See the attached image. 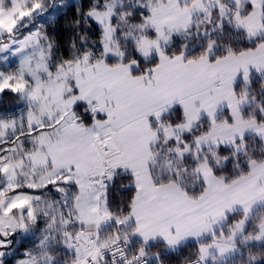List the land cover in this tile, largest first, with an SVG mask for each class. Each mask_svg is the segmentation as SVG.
Wrapping results in <instances>:
<instances>
[{"label": "snow or ice", "instance_id": "6c2138e0", "mask_svg": "<svg viewBox=\"0 0 264 264\" xmlns=\"http://www.w3.org/2000/svg\"><path fill=\"white\" fill-rule=\"evenodd\" d=\"M233 4L235 11L223 0H215V22L212 9L202 0H165L160 8L147 6V11L139 14V32L121 34L125 41H132L133 59L125 63L126 55L113 39L116 28L111 27L97 41L101 48L98 58L85 52L75 60L56 64L53 70L48 63L52 44L47 53L41 47L35 64L33 56L24 55L28 48L47 39L25 23L35 18L43 0H2L0 53L20 59L14 71L0 70V99L15 96L26 100L27 107L18 118H3L0 109V248L41 219L45 225L36 246L43 251L33 254L25 248L14 264H37L38 260L43 264L45 257L46 264H53L55 257L47 251L49 231L53 243L74 251L72 264H99L104 259L103 249L113 250L110 264H118L117 254L122 264H148L146 246L157 240L173 252L182 243L195 241L194 264H207L211 249L216 253L211 257L214 264L227 253L238 251L239 243L246 247L264 245V216L253 221L251 215L253 207L264 202V160L249 158L247 170L241 169L231 179L215 173L220 159L244 152L246 129L264 139V106H257L259 121L252 113L242 117L237 105L247 102L248 93L244 91L237 98L234 89L240 70L246 88L251 86L249 66L257 73L264 72V37L257 39L258 33L264 32V22L252 11L257 0H248L244 16L240 0H233ZM133 7L145 9L146 4L137 0ZM195 11L204 12V18L194 21ZM226 23L242 31L252 46L236 50L224 45L223 54L217 55L219 45L213 33L223 34ZM22 28L26 30L22 32ZM193 28L205 37L198 55H186L187 44L172 55L162 47V43L172 46L177 37L190 35ZM150 57L155 63L133 75ZM184 75L194 78L186 86L188 90L174 84V77ZM70 76L73 84L68 83ZM197 100L198 105L194 103ZM174 102L180 105L183 120L162 123L165 105ZM222 102L227 103L228 113L218 122L214 112ZM81 109L87 112L86 117L79 115ZM201 111L207 114L209 125L193 136L191 126ZM150 117L156 121L155 128ZM173 128L188 132L187 140L176 136L178 143H173ZM161 136L169 145L166 154L175 152V164L166 158L167 180L155 183L149 164L156 163L159 153L152 147ZM209 142L229 145L233 151L217 158L213 165L208 155L199 151ZM189 153L195 161L191 168L183 165V157ZM116 169H127L134 184L120 214L109 206L108 184ZM189 173L202 181L198 195H189L182 187ZM51 193L58 198L45 206L44 197ZM109 221H114L116 228L101 237L97 230ZM130 223V231L119 230ZM132 238L139 241V247L129 255L120 241L129 244ZM4 256L0 251V264H6ZM248 264H264V256L250 252Z\"/></svg>", "mask_w": 264, "mask_h": 264}, {"label": "trees", "instance_id": "16d2710c", "mask_svg": "<svg viewBox=\"0 0 264 264\" xmlns=\"http://www.w3.org/2000/svg\"><path fill=\"white\" fill-rule=\"evenodd\" d=\"M147 1L148 0H143V2ZM156 1L160 2L165 0H154V2ZM223 2L232 8L233 11H235L236 6L231 0H223ZM104 3L105 0H98L97 3H95L94 0H76L65 7L57 8L56 13L58 14L46 21L45 25L42 27L45 29L47 36L53 45V59L55 63H60L65 60H75L78 57H82L83 53L88 51L93 52L94 58H98L100 56L101 48L99 47V43L97 41L101 37V30L91 21L87 20L85 18V14L92 8L102 9ZM133 5H135L133 2L123 5L117 10V15L114 18V22L117 25V38L119 37V39H117L119 49L126 55L125 63L133 59V45L131 39L125 41L121 34L128 33L130 31L133 33V35L137 34L139 32L138 25L141 23L139 14L141 11H147V7L145 9H140L139 7L134 8ZM211 9L215 22L216 5H214V7ZM262 10L264 15V4H262ZM129 11L133 13V15L130 17L127 15ZM52 12L54 11L51 10L49 12L50 15ZM240 12L242 15H247V4L243 5ZM228 15L231 17L232 13L230 12ZM204 16L205 14L196 16L194 21H200L202 18H204ZM225 28L226 30L223 34H220L219 32L213 33L219 45L215 50L217 55L223 54L224 45H231L236 50H239L243 47L252 46L253 42L245 40L242 31L233 30V28L229 27L227 23ZM147 32L148 29H145V34H147ZM194 34L195 36H193ZM190 35H183L182 38L177 37L175 39V43L172 46L162 45V47H165L168 54L172 55L180 50V46L182 44H187L188 48L186 49V55H198L201 51L202 44L205 42V37L200 36L195 28L191 30ZM260 37H264V34L257 37V39ZM116 59L118 58H114L111 62H115ZM152 63H155V61L150 58L147 63L141 66L138 72H133V75H139L144 68L150 67ZM235 89L238 95L244 91H247L248 96L252 98L250 105L241 110L242 116L247 118L249 114L252 113L259 121L261 119V115L257 106H264V84L262 78L253 75L251 79V86L249 88L242 87V84L239 82ZM7 99L8 102L6 103L16 101L14 96H5L2 102L7 101ZM82 110L83 109L80 111ZM225 116L226 115L223 112L218 117V120H222L225 118ZM182 120L183 116L181 115V109L179 107L172 108L161 118V122L164 124H168L169 122L176 124ZM151 125L153 128H155L156 121L151 119ZM208 125V123L201 121L191 131V135H199L202 131L207 129ZM188 136L189 133L180 137L187 140ZM244 140L245 147L243 153L237 152L234 156L229 155V158L226 161L224 159H220V165L215 167V173L217 175H224L226 180L231 179L232 177L239 175L241 169L245 171L247 170L246 162L249 158L255 159L257 161L264 160V140L257 139L253 136H248ZM173 143L178 142L173 139ZM168 147L169 145L163 143L162 137L159 138L157 144L153 147L152 151L159 153V155L156 156L155 165L150 164V172L155 183H160L161 181L167 180L168 173L165 169L166 158L172 160V162L175 164V152L166 154V149ZM191 147H194V144L191 145ZM232 151L233 150L230 147H218L204 150L202 153H206L210 162L215 165V160L217 158H222ZM212 153H216V156L213 157ZM237 164L240 165V168L236 167ZM183 165L188 168H191L195 165V161L191 159L190 153L183 157ZM177 167H179V165H177ZM201 183L202 181H198L196 176L189 173L188 175L184 176L182 187L189 193V195L195 196L198 195L199 191L201 190ZM121 185H126V187H121ZM108 192L110 197L109 206L111 211L116 214H120V209L127 207L129 197L134 192V185L132 183L130 174L128 172H116L114 179L108 184ZM68 195L71 196L72 193L69 192ZM57 198L58 194L56 193H51L49 196L44 197L45 206H47L49 200L54 201ZM61 207H63V204H61ZM261 216H264V207L260 208L253 214L252 220L255 221ZM44 226L43 220L41 219L36 224V229L34 231L40 233L37 235L28 236L24 241L20 242L16 246L5 248L11 251L8 264H12L15 259L21 257L25 248L32 249L33 253H35V251H39V249L35 250V248H37L36 244L38 245L40 242L41 229L44 228ZM73 227H75V225H73ZM115 228L116 225L114 221H112L110 225L102 227L99 231V234L101 237H105L111 234ZM130 229L131 228L122 226L119 230L130 231ZM47 234L49 237H51L50 231ZM56 235L57 241H59V233ZM137 247H139V243H130L131 251H135ZM159 247L161 246H146V251L148 253L147 256L150 258V264H186L192 260H195L196 244L191 243L179 247L174 252L164 249L162 251L159 249ZM47 251L50 255L55 257L53 260L54 264L70 263L72 262V257L75 255L74 252H70L61 243H53L52 239L48 241ZM250 252L259 256H264V245L252 244L247 247L243 245L236 255L218 264H248V256ZM157 256L159 257V261H157Z\"/></svg>", "mask_w": 264, "mask_h": 264}, {"label": "rangeland", "instance_id": "374dc122", "mask_svg": "<svg viewBox=\"0 0 264 264\" xmlns=\"http://www.w3.org/2000/svg\"><path fill=\"white\" fill-rule=\"evenodd\" d=\"M73 1H76V0H43V7L35 14V18L31 21H27V20L25 21V23H30L28 25V29H34V30L38 29L41 36L47 38V39H41L39 45H35L33 47L28 48L27 51L24 53V55L33 56V64L38 62L37 53H39L41 47L47 53L48 45L52 44L51 41L49 40L48 36H47L45 29L42 26L45 25L46 21H48L49 19H51L52 17H54L58 14V13H56L57 8L65 7L66 5H69ZM94 1H95V3L98 2V0H94ZM231 1L233 2V0H231ZM131 2L136 4L137 0H105L104 6L102 9L92 8V9L88 10L86 12V14L91 12L92 15L87 16L85 14V18L87 20L91 21L93 24H95L98 28H100L101 35H102L103 31L107 28L115 27L117 30V25L114 22V18L117 15V10L119 8H121L123 5L131 3ZM141 2H143V0H141ZM202 2L205 3V5L207 7H210V8L214 7V5H215V0H202ZM29 3H30V0H29ZM143 3L146 4V7L151 6L154 8H160L165 3V1L154 2V0H148L147 2H143ZM0 5H2V0H0ZM51 10H53L54 12H52L50 15L49 12ZM202 14H205V13H202ZM202 14H198L196 16H199ZM195 17L193 19H195ZM25 30L26 29H24V28L21 29L22 32ZM19 33H20V29L17 30V35H19ZM190 36H192V35H190ZM193 36H195V34ZM113 39H115L117 41V44H118L117 31H116L115 36H113ZM5 42H7V38H5ZM118 46H119V44H118ZM99 47H100V45H99ZM88 52L93 53L92 51H88ZM5 57H6V59H5ZM51 57L52 58L50 61H48V63L53 68V70H55V65L59 64V63L54 62L53 47L51 50ZM116 58H118V57H116ZM19 59H20V57L13 56L10 53H0V70H3L5 72L14 71L16 64L18 63ZM62 62H60V63H62ZM68 83L73 84L71 76L68 79ZM3 99H4V97L2 99H0V105H1L0 109H3V111H4L3 118H8L9 116L18 118L23 114V112L25 111V109L27 107V101L26 100L20 101L18 99V97H15L16 101L11 102V103H6V102H8V99H7V101L2 102ZM4 103H6V104H4ZM80 112H79V115L81 117L87 116L86 111L82 110ZM244 147H245V145H244ZM111 223H112V221H111ZM104 226H106V225L104 224ZM120 227H122V225ZM2 229H3V224L0 223V230H2ZM35 229H36V226L35 227L30 226V228L27 232H20L11 241H5V243L8 244V246L5 248H10L11 246H16L20 242L24 241L25 238H27L28 236L37 235L38 233H40V232H34ZM40 238H42V236ZM50 239H51V237H49L48 241ZM48 241H47V243H48ZM36 246H37V244H36ZM161 248L162 247H159V249L163 251V248L162 249ZM38 249H39V251L40 250L43 251L42 248H39V247L35 248V250H38ZM39 251H35V253H33V254H39L41 252V251L40 252ZM37 262H40V261L38 260ZM44 262H47L46 257H45ZM210 262L213 263L212 260H210ZM221 262H224V261H221ZM221 262L215 261L214 263L218 264ZM207 264H209V263H207Z\"/></svg>", "mask_w": 264, "mask_h": 264}, {"label": "crops", "instance_id": "0c3cea01", "mask_svg": "<svg viewBox=\"0 0 264 264\" xmlns=\"http://www.w3.org/2000/svg\"><path fill=\"white\" fill-rule=\"evenodd\" d=\"M183 2H184V1L181 0V3H183ZM245 3L247 4V3H248V0H240V9H239L240 11H241V9H242V7H243V5H244ZM252 11H253L254 13L257 14V16H258V18L261 20V22H264V15H263V10H262V3H260V0H257V7H255ZM202 13H204V12H202V11H195L194 14H193V18H194L196 15H198V14H202ZM241 15H242V14H241ZM242 16H244V15H242ZM263 34H264V32L258 33V36H257V37L262 36ZM162 45H164V44H162ZM150 58H151V57H150ZM150 58H149V59H150ZM249 73H250V76H249V80H250V82H251L252 76H253V75H256V76L262 78V80H263V84H264V72H262V73H257V72L255 71L254 68H252L251 66H249ZM242 77H243V71L240 70V71L237 73V76H236V79H235V82H234V89L236 88V85H237L239 82L242 84V87L246 88L245 85L242 83ZM193 79H194V78H193L191 75H184V76H181V77H179V78L174 77V84H175V86H177V87H184L185 90H188L186 86H187L188 84L192 83V82H193ZM72 83H74L73 80H72ZM216 83H217V85H218V84H219V81H217ZM247 88H249V87H247ZM235 91H236V89H235ZM239 95H240V94H239ZM239 95L237 94V98H239ZM251 101H252V98L248 96V98H247V102H246V103L242 102L241 104L237 105V108H238V110L240 111L241 115H242L241 110H242L243 108L248 107V106L250 105V102H251ZM194 103H195L196 105H198V104H199V101L197 100V101H195ZM174 107H179V108H180V105H179L178 103H175V102H174L171 106L165 105L166 112L163 114V116H164L168 111H170L172 108H174ZM180 109H181V108H180ZM181 111H182V110H181ZM223 112L225 113V115H227V113H228L227 103H225V102H222V103L218 104V105L216 106V108H215L214 118H215L218 122L221 121V120H218V117H219ZM163 116H162V117H163ZM162 117H161V118H162ZM242 117H243V116H242ZM149 119H150V123H151V119H152V120H155V119L152 118V117H150ZM223 119H224V118H223ZM223 119H222V120H223ZM201 121H204V122H206V123L209 124L208 116H207V114L204 113L203 111L200 112V114H199V119H198L197 121H193L192 126H191V131H192V130H193V129H194V128H195V127L201 122ZM185 134H188V132H186L184 129H181V128H173V138H172V139H175L176 136H183V135H185ZM248 136H253V137H256L257 139L264 140V139H261V137H260L255 131H253V130H251V129H246L245 132H244V139H245L246 137H248ZM161 137H162V136H161ZM162 139H163V137H162ZM158 140H159V139H158ZM158 140L155 142L154 146L157 144ZM237 143H239V138H238V137H237ZM194 147H195V145H194ZM218 147H230V146H229V145H226V144H225V145H220L219 143H218L217 145H213V144H211V142H209L207 145L202 144V145H201V149H200L199 151L202 152V151H204V150H209V149H212V148H218ZM230 148H231V147H230ZM152 150H153V147H152ZM149 169H150V164H149ZM116 172H128V173H129V171H128L127 169H116ZM116 172H115V173H116ZM129 174H130V173H129ZM130 176H131V175H130ZM133 185H134V184H133ZM262 207H264V202L257 203V204L253 207L251 215L253 216V214H254L257 210H259L260 208H262ZM104 224H105L106 226H108V225L111 224V221H109V222H104L103 224H101V225L99 226V229L97 230L98 232L100 231V229H101L102 227H106V226H104ZM122 226H123V225H122ZM124 226H125V225H124ZM132 226H133V224L130 223L129 225H127V226H125V227L131 228ZM204 240L206 241V240H207V237H204ZM132 242H137V243H139V241H138L136 238H132ZM132 242H131V243H132ZM191 243H192V244H196L195 241H193V240L190 239V240H188L187 242L182 243L179 247H182V246H185V245H188V244H191ZM158 245L161 246L164 250H168L167 248L164 247V245H162V244L160 243L159 240H157V241H153V242H150L149 245H147V247H148V246H158ZM243 245H244V244H242V243H239V244H238L239 250H240V248H241ZM239 250H238V251H234V252H229V253H227L225 256L218 258L216 261H218V262L225 261V260H227V259L233 257L234 255H236V254L239 252ZM10 252H11V251H10ZM73 252H74V251H73ZM215 254H216V253H215V250H214V249H211L210 252H209V259H208V262H207V263H211V262H210V260H212L211 257H212L213 255H215ZM19 258H21V257H18L17 259H19ZM17 259H15V260L12 262V264H14V262H15ZM37 264H41V262H37ZM43 264H46V262H43ZM53 264H54V262H53ZM62 264H72V262H70V263H62Z\"/></svg>", "mask_w": 264, "mask_h": 264}, {"label": "built area", "instance_id": "2783aa9c", "mask_svg": "<svg viewBox=\"0 0 264 264\" xmlns=\"http://www.w3.org/2000/svg\"><path fill=\"white\" fill-rule=\"evenodd\" d=\"M105 183H108L106 178H105ZM120 244L122 247H124L126 254L130 255L134 252V251H131L130 243L124 244V241L121 240ZM0 251L4 252V254H5L4 260L6 261V264H8V260L10 258V251L8 249H4V248L0 249ZM112 251L113 250H111V249H103L102 253H103L104 259L101 260L99 262V264H103V263H109L110 264L111 260L114 258L112 255ZM115 259H117L118 264H122V261H120L118 254L115 256ZM145 259L147 260L148 264H150V258L148 256H146ZM186 264H194V260H192Z\"/></svg>", "mask_w": 264, "mask_h": 264}]
</instances>
